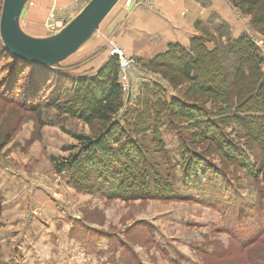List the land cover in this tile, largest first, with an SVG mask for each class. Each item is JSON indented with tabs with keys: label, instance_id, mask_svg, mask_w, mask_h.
Returning <instances> with one entry per match:
<instances>
[{
	"label": "rangeland",
	"instance_id": "obj_1",
	"mask_svg": "<svg viewBox=\"0 0 264 264\" xmlns=\"http://www.w3.org/2000/svg\"><path fill=\"white\" fill-rule=\"evenodd\" d=\"M90 1L30 0L20 27L34 39L50 38L46 25L52 13L68 25ZM236 14L248 24L237 37L249 36L264 57V39L253 29V17ZM110 46L93 54L81 51L58 69L84 76L100 54H109ZM136 66L128 82L119 70L123 108L115 122L123 126L128 111L151 110V102L179 98L178 91L183 92ZM232 101L234 108L235 96ZM20 102L19 94L0 95V264H254L264 258V182L257 175L264 156L223 104L212 108L217 115L202 119L215 123L214 136L237 148L236 159L213 154L211 143L198 137L185 119L173 122L167 115L157 126L161 138L151 132L132 136L147 158L140 169L148 172L152 190L157 175L171 174L175 197L165 200L155 194L111 197L117 193L89 185L84 188L92 190L81 191L73 183L74 172L58 173L56 162L77 153L80 143L74 135L95 137L100 125L53 108L27 111ZM194 158L202 164L186 170Z\"/></svg>",
	"mask_w": 264,
	"mask_h": 264
},
{
	"label": "trees",
	"instance_id": "obj_2",
	"mask_svg": "<svg viewBox=\"0 0 264 264\" xmlns=\"http://www.w3.org/2000/svg\"><path fill=\"white\" fill-rule=\"evenodd\" d=\"M229 1L242 15L253 17V29L264 39V0ZM2 7L3 0H0V17ZM196 28L201 34L188 47L170 45L166 53L142 64L143 69L161 76L174 90L183 87V92L178 91L181 97L151 102L152 109L140 113L128 111L125 126L115 122L123 108V91L118 60L111 56L96 74L72 76L60 71L59 65L45 66L17 58L0 36V95L6 98L19 94L20 103L27 111L38 113L53 108L86 124L100 125L95 137L74 135L80 143L77 153L55 163L58 173L67 169L74 172L73 183L81 191H90L93 187L101 192L108 190V194L117 193L111 197L152 198L155 194V199L171 200L175 197L171 174L157 175L152 190L148 172L142 173L140 169V163L147 158L140 145L132 140L133 135L149 132L156 139L161 138L157 126L165 115L171 120L185 119L190 129L198 132V137L211 143L213 154L236 159L237 148L214 136L215 123L202 119L209 114L217 115V104L220 107L221 103L226 113L232 112L231 120L243 127L246 137L258 144L264 156L263 55L249 36L235 40L226 23L212 22L211 26L197 23ZM145 89L158 96L155 88L146 86ZM232 96L237 101L234 108ZM137 155L139 162L135 160ZM201 164L194 158L186 170ZM257 175L264 182V167ZM94 183L111 184L113 188H97ZM87 185L90 187L84 188ZM254 264H264V258L258 257Z\"/></svg>",
	"mask_w": 264,
	"mask_h": 264
},
{
	"label": "crops",
	"instance_id": "obj_3",
	"mask_svg": "<svg viewBox=\"0 0 264 264\" xmlns=\"http://www.w3.org/2000/svg\"><path fill=\"white\" fill-rule=\"evenodd\" d=\"M236 13L228 0H154L153 6L147 9L128 7L126 0H120L91 37L66 60L80 57L81 51L93 54L103 45L117 44L142 66L166 53L170 45L188 47L191 40L201 34L197 23L229 24L237 40V36L248 29V24ZM212 15L216 17L213 19ZM109 59L110 54H100L97 64L93 62L83 74L97 73Z\"/></svg>",
	"mask_w": 264,
	"mask_h": 264
},
{
	"label": "water",
	"instance_id": "obj_4",
	"mask_svg": "<svg viewBox=\"0 0 264 264\" xmlns=\"http://www.w3.org/2000/svg\"><path fill=\"white\" fill-rule=\"evenodd\" d=\"M30 0H4L0 36L5 47L17 58L45 66H55L74 54L97 30L120 0H91L83 11L59 34L34 39L20 27V18Z\"/></svg>",
	"mask_w": 264,
	"mask_h": 264
},
{
	"label": "built area",
	"instance_id": "obj_5",
	"mask_svg": "<svg viewBox=\"0 0 264 264\" xmlns=\"http://www.w3.org/2000/svg\"><path fill=\"white\" fill-rule=\"evenodd\" d=\"M153 4L154 0H126V5L128 7L133 5L140 9L151 8ZM66 26L67 24H65L56 13H52L49 17L46 28L48 33L54 36L59 34ZM109 54L111 57H115L118 60L119 69L122 75L121 79L124 82H128L132 75V70L137 67L136 62L128 56L126 49L117 44H112L110 46Z\"/></svg>",
	"mask_w": 264,
	"mask_h": 264
}]
</instances>
